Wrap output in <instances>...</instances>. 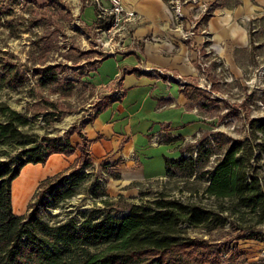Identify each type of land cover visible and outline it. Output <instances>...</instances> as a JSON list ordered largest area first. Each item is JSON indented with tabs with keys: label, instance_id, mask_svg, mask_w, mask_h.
Listing matches in <instances>:
<instances>
[{
	"label": "trees",
	"instance_id": "1",
	"mask_svg": "<svg viewBox=\"0 0 264 264\" xmlns=\"http://www.w3.org/2000/svg\"><path fill=\"white\" fill-rule=\"evenodd\" d=\"M58 66L24 69L7 52L0 54V93L17 90L30 80L29 72L41 85L58 80ZM5 104H0V264H219L221 255H238L226 244L219 251L210 242L187 235L188 228L224 227L229 222L245 231L247 239L263 240L254 226L264 224V116L253 118L249 134L233 140L208 175L204 189L215 203L205 204L172 198L161 193L153 200L133 204L123 216L109 210H93L77 222L55 219L48 211L64 203L85 178L77 176L92 165L85 136L73 130L65 138H44L17 156L2 159L5 146L32 143L22 130L28 123ZM78 133L81 156L65 171L42 180L25 214L13 210V182L27 164H45L50 156H71L76 148L71 137ZM187 158L166 159L167 175ZM194 168V160H191ZM81 166V167H80ZM45 217H48L47 219Z\"/></svg>",
	"mask_w": 264,
	"mask_h": 264
},
{
	"label": "crops",
	"instance_id": "2",
	"mask_svg": "<svg viewBox=\"0 0 264 264\" xmlns=\"http://www.w3.org/2000/svg\"><path fill=\"white\" fill-rule=\"evenodd\" d=\"M14 1L71 8L89 29L99 25L91 0ZM123 5L140 21L92 67L89 81L100 92L101 105L80 131L92 164L107 169L116 192L133 194L136 185L165 177L166 159H180L184 143L215 130L217 117L207 106L214 99L213 88L233 78L245 81L256 50L263 46L264 0H218L215 13L200 27L211 40L203 42L200 31L194 45L175 31V15L166 0H123ZM254 21L259 30L252 34ZM204 97L208 103L202 102ZM71 143L73 155L54 154L44 166L27 164L20 177L30 175L36 191L42 180L65 171L81 156L78 133Z\"/></svg>",
	"mask_w": 264,
	"mask_h": 264
},
{
	"label": "rangeland",
	"instance_id": "3",
	"mask_svg": "<svg viewBox=\"0 0 264 264\" xmlns=\"http://www.w3.org/2000/svg\"><path fill=\"white\" fill-rule=\"evenodd\" d=\"M69 10L55 4L41 7L31 1L18 5L14 0H0V54L7 52L24 69L58 66L53 71L58 77L56 82L41 85L30 71V80L24 87L0 93V104L28 119L22 130L35 141L5 146L1 153L4 160L41 143L44 138H65L73 130L81 132L100 108V92L91 85L89 77L92 67L105 53L99 50L95 26L89 29ZM231 77L227 75L228 80ZM244 80L242 84L233 78L229 83L215 85L211 103L202 98V102L208 103L211 116L217 117L216 126L215 130L181 146L186 164L172 167V174L161 179L136 185L133 194L128 190H123L127 191L124 194L116 192L118 188L112 185L103 166L92 164L79 168L77 176L83 174L85 178L73 196L49 209L56 217L51 221L74 218L80 222L84 214L93 210H109L115 216H123L131 205L153 200L161 193L185 201L215 203L204 194L208 184V175L204 177V173L214 168L233 140L249 134L253 118L264 116V41L262 48L256 50L252 68L245 73ZM19 177L13 182V210L22 215L32 201L35 184L27 173ZM239 225L237 222L236 226ZM250 226L252 222L244 223L243 232L227 222L220 228H188L187 235L207 240L219 251L229 244L238 252L232 257L223 253L219 264H264V224L253 227L263 234L260 241L245 237Z\"/></svg>",
	"mask_w": 264,
	"mask_h": 264
},
{
	"label": "built area",
	"instance_id": "4",
	"mask_svg": "<svg viewBox=\"0 0 264 264\" xmlns=\"http://www.w3.org/2000/svg\"><path fill=\"white\" fill-rule=\"evenodd\" d=\"M91 2L96 7L99 23L97 27L98 47L107 54L111 47L115 44L119 45L122 38L130 35V28L140 21V17L135 11L125 9L123 0H91ZM166 2L175 15V31L183 40L194 45L193 40L200 31L204 37L203 42L207 43L211 40L209 34L205 30H200V27L204 20L215 13L218 0H166ZM186 21L189 22L188 29L185 28ZM258 30L257 22H252L251 33L254 34ZM205 50L208 54L211 52L209 48ZM202 63L208 67V63Z\"/></svg>",
	"mask_w": 264,
	"mask_h": 264
}]
</instances>
